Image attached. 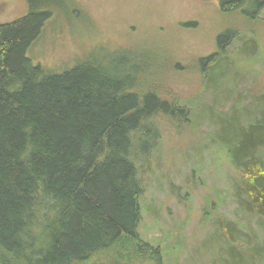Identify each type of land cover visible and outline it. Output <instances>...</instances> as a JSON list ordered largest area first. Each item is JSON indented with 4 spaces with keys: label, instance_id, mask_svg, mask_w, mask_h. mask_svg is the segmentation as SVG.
I'll return each mask as SVG.
<instances>
[{
    "label": "trees",
    "instance_id": "16d2710c",
    "mask_svg": "<svg viewBox=\"0 0 264 264\" xmlns=\"http://www.w3.org/2000/svg\"><path fill=\"white\" fill-rule=\"evenodd\" d=\"M197 1L248 22L264 10V0ZM49 17L31 2L23 18L0 26V264H118L145 252L137 162L158 137L154 120H173L175 108L134 93L135 65L125 59V67L88 59L45 73L27 54ZM235 37L220 34L202 61L214 62ZM255 108L256 119H235L223 143L243 176L239 210L264 218V103ZM225 226L233 245L236 226ZM229 242L226 264H264L259 251L243 255Z\"/></svg>",
    "mask_w": 264,
    "mask_h": 264
},
{
    "label": "rangeland",
    "instance_id": "374dc122",
    "mask_svg": "<svg viewBox=\"0 0 264 264\" xmlns=\"http://www.w3.org/2000/svg\"><path fill=\"white\" fill-rule=\"evenodd\" d=\"M31 2L50 14L27 54L45 73L88 59L125 67V59L135 65L134 93L154 94L175 108L173 120H154L158 137L137 162L145 252L118 264H226V223L237 230L232 249L243 255L255 249L264 259V218L239 210L235 193L243 176L223 143L235 119H256V103H264V10L248 22L221 13L215 1L0 0V26L23 18ZM229 30L236 37L223 54L202 61Z\"/></svg>",
    "mask_w": 264,
    "mask_h": 264
}]
</instances>
